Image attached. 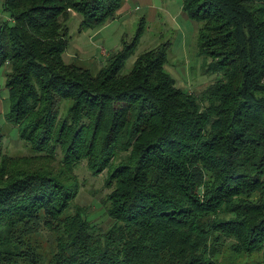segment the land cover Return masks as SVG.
Returning <instances> with one entry per match:
<instances>
[{"label":"trees","instance_id":"trees-1","mask_svg":"<svg viewBox=\"0 0 264 264\" xmlns=\"http://www.w3.org/2000/svg\"><path fill=\"white\" fill-rule=\"evenodd\" d=\"M123 1H2L3 119L32 154L0 156V264H45L41 246L49 264H217L220 245L263 247L264 0H181L214 75L198 93L164 71L169 42L121 73L143 21L95 72L64 60L70 13L98 29ZM57 155L68 172L106 170L105 227L73 208L71 176L7 165Z\"/></svg>","mask_w":264,"mask_h":264},{"label":"rangeland","instance_id":"rangeland-1","mask_svg":"<svg viewBox=\"0 0 264 264\" xmlns=\"http://www.w3.org/2000/svg\"><path fill=\"white\" fill-rule=\"evenodd\" d=\"M0 0V21L8 20V14L2 9ZM67 22L69 43L63 54L66 62H75L95 72L104 64L107 55L119 49L122 41L127 43L135 35L143 21V30L133 53L127 58L121 70H130L136 56L144 50L153 48L162 42H169L164 71L175 81L176 87L188 92L198 93L213 81L214 75L205 72L202 58L197 56V33L199 23L191 20L182 10L181 0H124L113 20L108 21L98 29L80 28V16L71 12ZM160 46V45H159ZM208 61V60H207ZM206 62V61H205ZM7 66L0 68V156H29L32 150L17 136L16 128L3 119L7 111L8 92L5 88ZM69 101L61 103L58 117L66 114ZM28 158V157H26ZM57 159H44L36 162L25 159L21 164L16 160H7L9 167L38 170H50L59 173L62 180H75L78 191L73 199V208L80 207L89 212V219L100 226L107 225V217L103 214L100 200L109 191L106 187V170L93 175L86 167L85 161L67 169ZM70 180V181H71ZM87 212V213H88ZM48 249L41 246L44 263L51 262ZM213 258L217 264H264V243L258 251L235 253L228 247L220 245Z\"/></svg>","mask_w":264,"mask_h":264}]
</instances>
